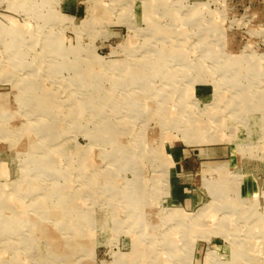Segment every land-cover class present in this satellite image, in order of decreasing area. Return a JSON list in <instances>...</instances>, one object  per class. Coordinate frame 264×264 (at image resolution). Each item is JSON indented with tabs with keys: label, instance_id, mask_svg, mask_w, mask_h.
<instances>
[{
	"label": "rangeland",
	"instance_id": "obj_1",
	"mask_svg": "<svg viewBox=\"0 0 264 264\" xmlns=\"http://www.w3.org/2000/svg\"><path fill=\"white\" fill-rule=\"evenodd\" d=\"M0 264H264V0H0Z\"/></svg>",
	"mask_w": 264,
	"mask_h": 264
},
{
	"label": "crops",
	"instance_id": "obj_2",
	"mask_svg": "<svg viewBox=\"0 0 264 264\" xmlns=\"http://www.w3.org/2000/svg\"><path fill=\"white\" fill-rule=\"evenodd\" d=\"M202 151H200L199 153H198V156H199V158L201 159V160H203V162L201 163V165L203 164V166H204V160H206L207 158H209L210 156V153L209 152H207L206 150H204V149H201ZM203 154H206L205 155V157H203L202 155ZM169 156H170V154H168ZM177 153H176V155H174L173 156V158L174 159H176L177 158ZM179 158V157H178ZM170 159L172 160V158H171V156H170ZM179 162H180V169L181 170H184L185 171V173H191V174H195V170L197 169V166H195V164H194V162L192 161V159H188V156L187 157H181L180 158V160H179ZM172 164H173V162H172ZM203 171H204V169H203Z\"/></svg>",
	"mask_w": 264,
	"mask_h": 264
},
{
	"label": "bare ground",
	"instance_id": "obj_3",
	"mask_svg": "<svg viewBox=\"0 0 264 264\" xmlns=\"http://www.w3.org/2000/svg\"><path fill=\"white\" fill-rule=\"evenodd\" d=\"M15 44H13V46H14ZM257 121V120H256ZM119 142V141H118ZM20 225V224H19ZM15 228V227H14ZM2 253V252H1ZM20 259V258H19Z\"/></svg>",
	"mask_w": 264,
	"mask_h": 264
}]
</instances>
